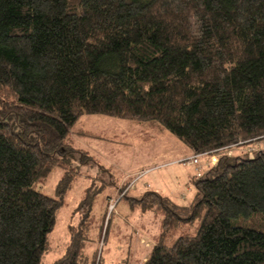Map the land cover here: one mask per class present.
Returning <instances> with one entry per match:
<instances>
[{"label":"trees","instance_id":"trees-1","mask_svg":"<svg viewBox=\"0 0 264 264\" xmlns=\"http://www.w3.org/2000/svg\"><path fill=\"white\" fill-rule=\"evenodd\" d=\"M89 115L166 131L194 156L264 141V0H0V264L49 255L73 176L57 198L40 188ZM193 185L189 205L130 200L163 213L140 264H264V150L224 155ZM94 195L49 264H103L85 248Z\"/></svg>","mask_w":264,"mask_h":264},{"label":"rangeland","instance_id":"rangeland-1","mask_svg":"<svg viewBox=\"0 0 264 264\" xmlns=\"http://www.w3.org/2000/svg\"><path fill=\"white\" fill-rule=\"evenodd\" d=\"M155 130L150 125L101 115L83 116L73 126L68 136L70 141L66 143L74 149L70 163H60L40 188L45 195L57 198L60 180L66 172L73 176L62 206L55 214L53 229L47 236L49 255L42 258V264H49L62 255L69 241V226L79 222V203L91 190L95 195L89 214L90 241L85 247L89 259H95L97 263L101 260L103 264H140L146 261L161 236L163 213L156 210L142 212L130 200L139 199L154 190L153 187L145 189V183L151 181L149 177H143L151 167L150 163L153 160L158 163L165 154L179 153V145L183 147L172 134ZM263 145V140L252 142L245 148L235 149L232 156L241 154L249 157L251 154L253 157L254 151ZM200 158V167L194 166L195 171L205 172L216 166L219 160V157L216 162L215 158ZM197 179L200 178L194 177L193 181ZM135 186L140 195L135 196L132 191ZM186 229L185 224L182 233ZM194 231L190 229L189 233L193 235ZM171 233L174 238L181 236V232Z\"/></svg>","mask_w":264,"mask_h":264},{"label":"crops","instance_id":"crops-1","mask_svg":"<svg viewBox=\"0 0 264 264\" xmlns=\"http://www.w3.org/2000/svg\"><path fill=\"white\" fill-rule=\"evenodd\" d=\"M179 147L181 148V150L179 149V153L171 156L165 154L164 158L159 160L158 163H155V160H153L150 163L151 167L148 168L149 170H147L143 177L147 176L151 181L145 183V189L148 190L153 187V192L182 206L191 204L197 191L193 185L195 167L180 162L181 160H189L194 155L184 145L183 147L179 145ZM132 191L135 192V196L137 194L140 195L137 193L136 186Z\"/></svg>","mask_w":264,"mask_h":264},{"label":"built area","instance_id":"built-area-1","mask_svg":"<svg viewBox=\"0 0 264 264\" xmlns=\"http://www.w3.org/2000/svg\"><path fill=\"white\" fill-rule=\"evenodd\" d=\"M253 149H256V148H253ZM260 150H264V145H263V147L261 149H258L257 151H254L255 155L253 157L250 156L251 154H249V157L248 156L247 157L249 159H253ZM233 151H234V147H225L221 151L213 152V154H211V155H207V154L203 155L202 154V156L203 157H209V158H215L214 162H216L218 157L220 158V157H223L224 155L232 157ZM202 156L191 157V159L187 162V164H189V165L192 164L196 168L200 167V164H201L200 161L202 160L200 157H202ZM201 176H202V172L200 171V169H197L195 171L194 177L201 178Z\"/></svg>","mask_w":264,"mask_h":264}]
</instances>
